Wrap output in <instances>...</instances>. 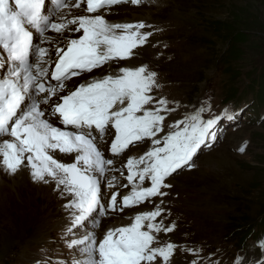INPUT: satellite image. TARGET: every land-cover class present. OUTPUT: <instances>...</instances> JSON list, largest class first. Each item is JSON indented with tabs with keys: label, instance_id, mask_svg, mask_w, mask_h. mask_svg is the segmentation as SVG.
<instances>
[{
	"label": "snow or ice",
	"instance_id": "6c2138e0",
	"mask_svg": "<svg viewBox=\"0 0 264 264\" xmlns=\"http://www.w3.org/2000/svg\"><path fill=\"white\" fill-rule=\"evenodd\" d=\"M141 3L0 0V69L6 70L0 76V173L20 174L34 184L54 182L57 191L71 197L64 205L70 216L65 234L88 230L66 241L72 250L70 264H170L179 246L161 244L160 234L175 231L176 224L165 225L160 205L128 217L130 222L121 226L102 227L101 220L116 219L125 209L168 195L163 191L172 187L167 180L196 167L201 150L218 139L220 122L238 120L227 110L205 119L202 113L211 111L205 106L170 125L174 130L158 139L164 132V113L175 109L168 107L167 99L152 95L160 86L158 74L147 65L119 67L115 75L86 78L68 87L73 77L131 59L134 50L147 43L152 33L141 30L150 25L109 23L105 18L116 5ZM71 8L86 14L71 15ZM68 33L80 35L70 38ZM145 140L152 147L127 159V175L116 169L127 180L120 187L131 186L129 192H111L105 201L104 187H117V178L106 176L114 161L105 157L100 143L119 157ZM247 145L245 141L237 151L243 154ZM56 154L71 156L72 161L62 162ZM260 250L264 257V243ZM180 251L199 256L198 250ZM233 264H243V257H235Z\"/></svg>",
	"mask_w": 264,
	"mask_h": 264
},
{
	"label": "rangeland",
	"instance_id": "374dc122",
	"mask_svg": "<svg viewBox=\"0 0 264 264\" xmlns=\"http://www.w3.org/2000/svg\"><path fill=\"white\" fill-rule=\"evenodd\" d=\"M72 9L81 13L80 9ZM105 18L110 23L143 22L150 27L141 31L152 35L143 47L134 50L136 55L131 59L112 62L111 66L68 81V87L83 79L86 82V78L90 81L115 75L119 67L147 65L158 74L160 87L152 95L167 99L168 107L175 109L164 113V132L158 139L174 130L169 126L183 120L188 115L186 107L199 97L208 108L233 114L238 105L230 97L244 92L247 98L252 89L247 84L264 71V0H142L138 6L116 5ZM219 22L243 30L257 28L246 43H233L241 47L242 58L232 57V40ZM224 98L230 99L228 103H222ZM183 104L187 112L182 111ZM245 141L247 149L241 154L237 149ZM104 147L107 152L106 144ZM151 147L152 142L145 140L113 157L107 178L115 176L119 185L127 184L116 169L126 176L127 159L138 158ZM104 155L110 159L109 152ZM195 159L194 169L180 171L167 180L172 187L163 191L168 195L125 209L116 217H124L122 223L127 224L128 217L151 211L157 204L165 209V225L175 222L176 228L161 233L160 242L179 246L170 264H190L191 259L198 260V264H233L235 257H242L241 246L249 249L243 264H253L258 258L254 239L264 231V118L256 122L241 118L228 128L222 126L216 142L202 149ZM59 160L71 162L67 156ZM120 188L121 194L130 190V186ZM115 189L104 187L105 201ZM70 198L57 191L54 182L38 185L20 174L11 177L0 173V264H70L72 250L66 241L88 230L74 229L71 236L65 234L68 223L64 220L69 219V213L64 205ZM245 219L252 224L246 231L254 232L241 241L235 231L239 220ZM108 220L102 218V227ZM95 231L99 237L100 230ZM181 248L198 250L199 256L181 252Z\"/></svg>",
	"mask_w": 264,
	"mask_h": 264
},
{
	"label": "trees",
	"instance_id": "16d2710c",
	"mask_svg": "<svg viewBox=\"0 0 264 264\" xmlns=\"http://www.w3.org/2000/svg\"><path fill=\"white\" fill-rule=\"evenodd\" d=\"M219 24H220V26H223V28L227 31L229 39L232 40V48L230 50V52H232V51L234 52L232 57L235 58V60L242 58L243 54L241 53L242 52L241 47L237 48V47H235V45H233V43L234 44H235V42L238 44L246 43L249 40L248 35L250 33H252V32L257 33L258 32L257 28H252V31H251V30H243L240 28H234V27H231L230 25H227V23L219 22ZM263 69H264V67H263ZM247 87L252 88V90L255 91L256 96L258 97V100H260L261 102L264 103V71L262 74H260V76H257L256 79L253 77L251 79V81L249 82ZM230 92L233 93L234 89H232ZM239 221H240V223L238 225V229L235 231L236 234L240 235L241 233L245 234V233L251 232V230L248 232L246 231L247 230L246 228H250L252 225L251 223L247 222V219H245L243 221L242 220H239ZM232 235H234V234H232ZM239 235H237V236H239Z\"/></svg>",
	"mask_w": 264,
	"mask_h": 264
},
{
	"label": "bare ground",
	"instance_id": "6f19581e",
	"mask_svg": "<svg viewBox=\"0 0 264 264\" xmlns=\"http://www.w3.org/2000/svg\"><path fill=\"white\" fill-rule=\"evenodd\" d=\"M135 9V8H134ZM78 10V9H77ZM128 10V9H127ZM139 10V9H138ZM69 11V10H68ZM68 11H66V12H68ZM131 11V10H130ZM135 11V10H134ZM76 10H70V14L71 15H80V14H86V13H79V14H76ZM78 12H81L80 10H78ZM136 12V11H135ZM131 14V13H130ZM132 15V14H131ZM107 18V17H106ZM107 20V19H106ZM109 22V21H108ZM110 23V22H109ZM49 35H54V34H52V33H49ZM80 35V34H79ZM70 38H76L77 37V35H74V33L72 34V35H68ZM47 45V44H46ZM2 70V72H0V76H3V75H5L6 74V70L5 69H0V71ZM77 79V78H76ZM85 79H83V81H80L81 83H84L85 81H84ZM80 82H78V83H80ZM77 84H74L73 86H71V87H69V88H73V87H75ZM101 148V150L102 149H104V147L103 146H101L100 147ZM110 154V153H109ZM74 155V154H73ZM56 157H58L59 159H64V155H62V157L61 156H59L58 154H56ZM67 157H69L70 158V160H68V161H72V157L71 156H67ZM109 158L110 159H112V157H111V155H109ZM132 158V157H131ZM125 163H127V162H125ZM117 180H119V179H117ZM124 180V179H123ZM124 183H127V180L125 179V181H123ZM115 183H116V185H117V187H115L116 189H115V191L114 192H116V191H119V192H121V188H120V185H119V182H117V181H115ZM123 183V184H124ZM122 184V183H121ZM39 185V184H38ZM131 187V186H130ZM124 194V193H123ZM68 212V211H67ZM69 213V212H68ZM69 215V214H68ZM66 223H70V216H69V219H66V220H64ZM123 221H124V219H123ZM105 223H104V225H107V227H115V226H117V225H119V226H121L120 224L122 223V221L119 219V218H117L116 217V219H110L109 218V220L108 221H104ZM103 225V226H104ZM96 233H98V232H96Z\"/></svg>",
	"mask_w": 264,
	"mask_h": 264
}]
</instances>
